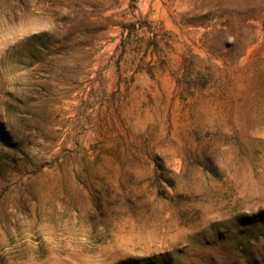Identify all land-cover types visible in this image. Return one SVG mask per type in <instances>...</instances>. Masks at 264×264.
Returning a JSON list of instances; mask_svg holds the SVG:
<instances>
[{
    "label": "rangeland",
    "instance_id": "374dc122",
    "mask_svg": "<svg viewBox=\"0 0 264 264\" xmlns=\"http://www.w3.org/2000/svg\"><path fill=\"white\" fill-rule=\"evenodd\" d=\"M0 264H264V0H0Z\"/></svg>",
    "mask_w": 264,
    "mask_h": 264
}]
</instances>
